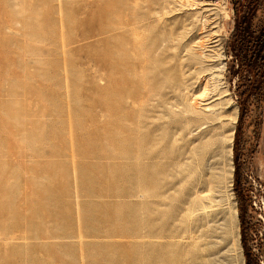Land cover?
<instances>
[{
  "label": "rangeland",
  "instance_id": "rangeland-1",
  "mask_svg": "<svg viewBox=\"0 0 264 264\" xmlns=\"http://www.w3.org/2000/svg\"><path fill=\"white\" fill-rule=\"evenodd\" d=\"M131 1L0 0V264H264V101L237 124L234 0H147L140 43ZM214 44V88L237 114L230 183L207 224L193 187L226 184V153L204 176L190 156L177 167L167 128L174 86L201 91L186 48Z\"/></svg>",
  "mask_w": 264,
  "mask_h": 264
},
{
  "label": "bare ground",
  "instance_id": "bare-ground-1",
  "mask_svg": "<svg viewBox=\"0 0 264 264\" xmlns=\"http://www.w3.org/2000/svg\"><path fill=\"white\" fill-rule=\"evenodd\" d=\"M117 1L119 0H108L112 9L116 7L115 2ZM162 1L165 2L166 0ZM131 2L132 15L137 16L138 19L134 22V25L126 16L125 21L127 24L132 25V41L140 43L142 36L137 29L147 26V0H132ZM163 2L161 4L162 7H164ZM171 38L172 33L170 32L168 35L163 34L160 40L170 41ZM216 45L214 44L210 48L198 45L197 49L192 51L190 48H186L187 53L193 54V64L197 66L195 80L202 85L200 87L201 91L195 94L192 87L184 79L174 86L173 89L178 93L179 101L169 106V110H171L170 112L175 119L170 118L167 128L170 143L168 156L171 161L174 160V165L177 167H181L183 160L190 156L196 173L199 176H204L205 173L200 169L203 162L211 160L218 154L226 153V184L212 185V182L208 180L202 188L197 186L199 183L193 187V196L206 201V203L202 204L201 211L207 224L212 213H215L216 207L220 203V198L227 192L226 188L230 183L229 177L232 168L230 161L231 140L234 132L233 124L237 114L236 104L232 105L229 113H225L223 106L227 100L221 95L222 90L214 88V84L220 80V75L224 68L221 54ZM210 92H213L211 96H209ZM215 95L217 97L211 99ZM179 140L182 141V144H178ZM218 181H220V178H218ZM223 189L224 191H222ZM179 192L182 195L187 192L185 183L180 185ZM224 214L234 220L235 214L231 205L225 209ZM236 237L237 233L234 236V245H238ZM183 239L192 246L196 245V237L192 235L191 230L187 231Z\"/></svg>",
  "mask_w": 264,
  "mask_h": 264
},
{
  "label": "trees",
  "instance_id": "trees-1",
  "mask_svg": "<svg viewBox=\"0 0 264 264\" xmlns=\"http://www.w3.org/2000/svg\"><path fill=\"white\" fill-rule=\"evenodd\" d=\"M263 8L264 0H234L233 29L229 37L232 58L228 78L236 77L235 90L239 104L237 124L250 105L259 107L264 101V17L260 21L257 17ZM235 181L239 183L237 179ZM237 191L241 193V189ZM240 239L246 249L244 238ZM245 264L261 262L257 256L246 253Z\"/></svg>",
  "mask_w": 264,
  "mask_h": 264
},
{
  "label": "crops",
  "instance_id": "crops-1",
  "mask_svg": "<svg viewBox=\"0 0 264 264\" xmlns=\"http://www.w3.org/2000/svg\"><path fill=\"white\" fill-rule=\"evenodd\" d=\"M264 160V159H263ZM263 167H264V161H263Z\"/></svg>",
  "mask_w": 264,
  "mask_h": 264
}]
</instances>
